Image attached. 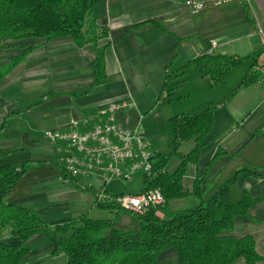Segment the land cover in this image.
<instances>
[{
  "label": "crops",
  "instance_id": "0c3cea01",
  "mask_svg": "<svg viewBox=\"0 0 264 264\" xmlns=\"http://www.w3.org/2000/svg\"><path fill=\"white\" fill-rule=\"evenodd\" d=\"M93 12L98 25L106 30L97 44L79 46L71 36L3 41L0 67L9 66L14 59L18 62L0 80V166L30 165L5 201L36 210L51 224L88 214L111 219L120 228L138 227L131 211L102 208L97 203L103 175L64 178L57 149L45 137L46 130L70 128L74 121L94 115L112 102L128 103L117 113L121 125L139 130L154 154L173 149L171 118L203 103L218 105L199 162L188 163L182 180L189 194L171 200L172 210L200 203L192 194L197 176L204 179V197L209 199L238 172L247 170L248 174L238 175L239 184L255 198L263 196L264 177L253 173H264V72L258 82L238 90L244 76L254 70L251 59L229 72H237L239 81L231 88L230 74L214 84L191 62L204 54L241 58L260 50L263 41L253 10L228 3L192 13L184 0H101ZM97 47L105 49V76L94 84ZM262 60L260 57L259 62ZM170 73L181 81L175 90L179 98L165 101ZM230 91L234 92L230 95ZM91 126L80 124L79 129ZM194 146L195 141L189 140L179 148L188 153ZM180 163L173 157L165 171L174 173ZM105 187L110 194H135L144 191L146 183L144 174L138 172L130 181L114 179ZM232 234L239 238L252 235L262 256L257 264H264V202L252 206L248 216L236 217ZM16 241L8 230L0 233V242ZM28 246L30 253L23 264H46L56 256L54 244L44 233L32 237ZM158 262L180 264L177 249L163 251ZM236 264H245V259Z\"/></svg>",
  "mask_w": 264,
  "mask_h": 264
},
{
  "label": "trees",
  "instance_id": "16d2710c",
  "mask_svg": "<svg viewBox=\"0 0 264 264\" xmlns=\"http://www.w3.org/2000/svg\"><path fill=\"white\" fill-rule=\"evenodd\" d=\"M100 1L0 0V48L7 39L31 37L52 40L71 36L79 46L97 44L100 37L106 36L105 28L98 25L93 12V6ZM253 14L256 23L255 10ZM104 50V47L96 48L94 84L105 76ZM263 53L262 45L248 57L204 54L191 62L203 75L210 76L214 84H220L233 67L251 59L254 70L244 76L237 87L239 90L260 80L263 71L257 66ZM17 62L14 59L9 66L0 67V80ZM174 78L172 73L168 75L165 101L179 98L175 90L181 81ZM217 108V104L203 103L171 118L173 149L155 153L152 171L144 174L146 189L161 188L166 203L161 207H150L142 215L137 214L136 228H120L111 219L93 218L88 214L51 224L36 210L5 201L30 165L0 166V233L8 230L10 237L17 239L12 243L0 242V264H23L30 253L28 242L40 233L54 244L53 255H66V264H159L160 254L171 247L177 249L180 264H236L240 258L245 259V264H257L262 256L256 251L254 237L239 238L232 234L236 217L248 216L252 206L264 202V195L255 198L239 184L238 175L248 174L247 170L238 172L209 199L204 197V179L197 176L192 194L200 198V203L185 210H172L169 205L171 200L189 194L184 191L182 180L188 163L199 162L202 142L212 130ZM189 140H194L195 146L190 152L183 153L179 146ZM173 157L179 158L181 163L170 174L165 167ZM253 174L264 177V173ZM64 178H68L66 173ZM99 205L108 209L121 208L110 202ZM158 209L163 211V217L156 214Z\"/></svg>",
  "mask_w": 264,
  "mask_h": 264
},
{
  "label": "built area",
  "instance_id": "2783aa9c",
  "mask_svg": "<svg viewBox=\"0 0 264 264\" xmlns=\"http://www.w3.org/2000/svg\"><path fill=\"white\" fill-rule=\"evenodd\" d=\"M228 3L246 5L255 10L252 0H184V5L192 12L219 7ZM258 32L264 30L257 20ZM217 42L212 41L215 48ZM264 46V41H263ZM257 68L264 72V53ZM126 102H112L101 106L96 114L74 121L70 128L48 129L46 139L53 144L59 154L60 164L67 177L87 179L94 175H103L104 185L98 190L97 203H115L121 208L142 215L150 207H161L166 203L161 188L145 189L139 193L110 194L106 185L114 179L130 181L141 172L148 174L153 169L154 152L149 149L139 130L124 128L117 116ZM92 126L84 131L79 125ZM156 214L163 217L158 209Z\"/></svg>",
  "mask_w": 264,
  "mask_h": 264
},
{
  "label": "rangeland",
  "instance_id": "374dc122",
  "mask_svg": "<svg viewBox=\"0 0 264 264\" xmlns=\"http://www.w3.org/2000/svg\"><path fill=\"white\" fill-rule=\"evenodd\" d=\"M252 1L254 2L255 11H256V14H257V16H258V18L260 20V24L262 25V27L264 29V6H263V4H262V2L260 0H252ZM257 27H258V24H257ZM257 30H258V28H257ZM259 34L262 37V41H264V35H262L261 32H259ZM241 67L238 68V69H241ZM236 73L237 72H233L231 74L229 73L230 75H228L229 76L228 77V83H229V87L230 88L232 87V85L236 86V84H238V82H239V81L236 82ZM233 92L234 91H230V95ZM194 199H196V198H194ZM188 201H191V200L188 199ZM189 206H190V208H193L195 205H189ZM130 215H132L135 219L138 217L137 214H135L133 212H131ZM65 263H66V255L65 254H60V255H56L55 257H53L46 264H65Z\"/></svg>",
  "mask_w": 264,
  "mask_h": 264
},
{
  "label": "water",
  "instance_id": "95a60500",
  "mask_svg": "<svg viewBox=\"0 0 264 264\" xmlns=\"http://www.w3.org/2000/svg\"><path fill=\"white\" fill-rule=\"evenodd\" d=\"M260 1L262 2L263 6H264V0H260Z\"/></svg>",
  "mask_w": 264,
  "mask_h": 264
}]
</instances>
